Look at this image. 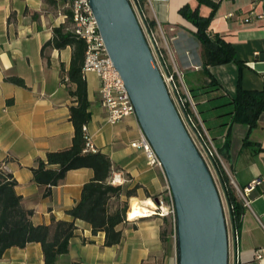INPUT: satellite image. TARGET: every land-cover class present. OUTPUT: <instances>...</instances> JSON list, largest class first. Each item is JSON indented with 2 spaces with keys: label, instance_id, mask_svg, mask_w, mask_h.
Segmentation results:
<instances>
[{
  "label": "crops",
  "instance_id": "crops-1",
  "mask_svg": "<svg viewBox=\"0 0 264 264\" xmlns=\"http://www.w3.org/2000/svg\"><path fill=\"white\" fill-rule=\"evenodd\" d=\"M211 1L215 9L210 4L200 6L203 16L214 11L208 32L232 43L237 60L207 68L206 48L197 27L180 12L186 4L195 7L197 0H151L147 13L162 26V43L169 45L176 66L184 72L186 87L196 95L197 108L232 182L244 189L261 180L249 192L251 204L239 224L234 227L230 222V235L237 236L231 264H264V111L257 125L250 127L233 121L228 112L234 107L226 104L236 97L239 85L264 89V1ZM65 8L69 5H51L46 0H0V164L17 179L16 190L24 206L34 211L36 225L72 220L68 211L80 201L84 184L94 176L90 167L70 170L45 197L32 170L48 152L70 147L75 133L70 110L74 98L69 91L75 86L68 76L73 47L43 50L54 27L66 22ZM8 76L21 77L25 85L7 80ZM85 78L91 102L86 133L95 148L112 159L110 181L135 190L134 196L124 193L113 198L112 204L167 195L170 185L164 168L150 163L142 147L131 145L143 132L136 114L109 123L99 76L91 71ZM76 225L70 250L59 256L57 264H177L175 241L162 239L164 217L121 223L123 239L113 246L105 245L104 232L93 234L90 223L77 219ZM0 264H46L42 245L31 242L24 248H9Z\"/></svg>",
  "mask_w": 264,
  "mask_h": 264
},
{
  "label": "trees",
  "instance_id": "trees-1",
  "mask_svg": "<svg viewBox=\"0 0 264 264\" xmlns=\"http://www.w3.org/2000/svg\"><path fill=\"white\" fill-rule=\"evenodd\" d=\"M46 1L51 5H57L58 2L69 5L72 2V0ZM197 1L195 7L186 4L180 12L197 27V35L206 48V68L211 64L236 61L233 44L219 34L211 36L208 32L214 11L209 16L201 14L202 4L213 5L214 9L216 4L211 0ZM65 13L66 22L54 27L53 37L44 44L43 50L48 46L58 49L73 47L68 76L69 83L75 86L69 87L70 94L74 98L70 110L75 133L70 147L48 152L45 159H38L32 170L34 180L44 188L45 197L52 194L53 187L59 185L70 170L90 167L94 170V176L84 184L80 201L68 211L73 217L72 220H54L51 224L36 225L33 221L34 211L24 206L22 195L16 190L17 179L12 172L4 168L3 164H0V258L9 248H24L31 242H37L42 245L46 264H57L59 256L70 250L71 239L76 235L77 219L90 223L93 234L104 232L106 246L117 245L123 239V232L118 226L128 220L129 206L127 201L114 206L112 199L119 198L124 193L128 197L135 195V190H125L122 185L110 181L113 162L108 154L100 149H87L88 135L85 127L91 120L88 82L83 74L87 44L71 29L73 19L70 7L65 8ZM6 79L25 85L24 80L19 76H8ZM211 83L214 84V80ZM192 96L198 107L193 92ZM226 104L234 107L228 112L233 116V121L244 122L254 127L264 111V89L249 90L239 85L236 97ZM198 111L205 123L202 111L199 109ZM212 161L229 206L231 223L236 227L246 208L221 160L214 156ZM135 199L132 198L131 204ZM129 213L131 216V211ZM164 220L162 239L168 242L173 239L175 225L167 217H164Z\"/></svg>",
  "mask_w": 264,
  "mask_h": 264
},
{
  "label": "water",
  "instance_id": "water-1",
  "mask_svg": "<svg viewBox=\"0 0 264 264\" xmlns=\"http://www.w3.org/2000/svg\"><path fill=\"white\" fill-rule=\"evenodd\" d=\"M90 4L138 122L166 173L176 209L177 264H230L222 195L170 95L130 0Z\"/></svg>",
  "mask_w": 264,
  "mask_h": 264
},
{
  "label": "built area",
  "instance_id": "built-area-1",
  "mask_svg": "<svg viewBox=\"0 0 264 264\" xmlns=\"http://www.w3.org/2000/svg\"><path fill=\"white\" fill-rule=\"evenodd\" d=\"M150 1L151 0H130L154 54L155 60L164 77L170 95L177 106L185 126L205 160L207 161L208 158L212 160L214 156H217L222 162L218 149L215 147L212 137L198 111L192 93L184 83V72L176 66L169 45H164L162 43L164 38L162 26L154 23L148 16L147 4ZM69 7L71 9L73 19L71 29L80 38L85 40L87 44L83 74L85 76L87 72L93 71L99 76L101 83L100 97L102 105L107 113L108 122L115 124L126 116L135 115L134 105L125 87L124 80L109 55L104 38L99 29L96 16L91 7L90 0H72V2L69 3ZM86 145L87 149H96L90 136H87ZM131 145L133 147H142L146 152L150 163L162 166L159 157L144 132H142L140 138L134 140ZM260 182V179H256L244 189L235 186L232 182L236 187L245 207H248L251 204V201L248 198L249 192ZM148 200H151V202ZM139 201L141 205L147 206L148 211L142 215L131 217L129 213L131 209L130 201L127 212L128 220L140 217L160 216L167 217L174 222V225L176 224V209L170 186H168L167 195H160L157 198H147ZM174 236L176 239L175 232ZM229 236L231 264L232 250L234 254L237 236H231L230 230Z\"/></svg>",
  "mask_w": 264,
  "mask_h": 264
},
{
  "label": "rangeland",
  "instance_id": "rangeland-1",
  "mask_svg": "<svg viewBox=\"0 0 264 264\" xmlns=\"http://www.w3.org/2000/svg\"><path fill=\"white\" fill-rule=\"evenodd\" d=\"M207 161H208V163H209V165H210L211 171H212V173H213V175H214V178H215V180H216L217 186H218V188H219V190H220V193H221V195H222V199H223V202H224L225 211H226V215H227L228 229L230 230V224H231V223H230V213H229V209H228V204H227V201H226V197H225V194H224V190H223V188H222V185H221V183H220V180H219V177H218L217 171H216V169H215V166H214L212 160L208 158ZM127 202H128V206H129V204H130V200H128ZM173 240L175 241V245H176V239H175V236H174V235H173Z\"/></svg>",
  "mask_w": 264,
  "mask_h": 264
},
{
  "label": "bare ground",
  "instance_id": "bare-ground-1",
  "mask_svg": "<svg viewBox=\"0 0 264 264\" xmlns=\"http://www.w3.org/2000/svg\"><path fill=\"white\" fill-rule=\"evenodd\" d=\"M119 180V179H118ZM149 202H151V200H148ZM131 216L132 217H135L137 215H142L144 214L147 210V206H143L140 204V201L139 202H135V203H132L131 204Z\"/></svg>",
  "mask_w": 264,
  "mask_h": 264
}]
</instances>
